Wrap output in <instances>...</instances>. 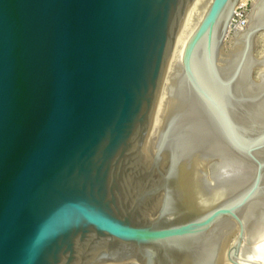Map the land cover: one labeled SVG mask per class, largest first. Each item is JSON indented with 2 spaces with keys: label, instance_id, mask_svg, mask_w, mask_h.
Instances as JSON below:
<instances>
[{
  "label": "water",
  "instance_id": "95a60500",
  "mask_svg": "<svg viewBox=\"0 0 264 264\" xmlns=\"http://www.w3.org/2000/svg\"><path fill=\"white\" fill-rule=\"evenodd\" d=\"M191 1L0 0V264H181L185 243L223 221L238 233L227 248L230 234L221 237L212 264L235 263L248 221L240 213L264 193V70L252 76L264 69L252 55L264 18L224 72L238 0L210 1L149 155ZM186 86L222 130L225 155L240 160L221 174V156L196 149L192 195L168 187L193 160L162 171L161 142Z\"/></svg>",
  "mask_w": 264,
  "mask_h": 264
},
{
  "label": "bare ground",
  "instance_id": "6f19581e",
  "mask_svg": "<svg viewBox=\"0 0 264 264\" xmlns=\"http://www.w3.org/2000/svg\"><path fill=\"white\" fill-rule=\"evenodd\" d=\"M210 1L211 0H205L201 5V10L196 15H194L195 9L197 8L198 4H201L202 1L192 0L190 2L177 35L174 51L169 64L171 67L174 63H176L177 66L180 67L181 55L185 42L192 33V31L195 29L199 21L201 20ZM243 2L244 0H238V5L242 4ZM256 17L264 18V0H260L257 6L254 5L252 13L249 16L250 27L252 26L251 22H253V19H255ZM248 29L244 31L241 40L242 41L241 47L242 44H244ZM240 32L237 34H240ZM236 51L232 53V55L229 58V61L225 65L226 67L223 68L224 72L228 67L227 65H230V62L235 59L238 50ZM263 62H264V58H263ZM177 69L179 70V68ZM263 70L264 69H262L261 72ZM176 76L173 79V83H172L173 85ZM162 94L163 93H160V97L158 100V104L153 120L152 129H151L149 146H148L149 155H153L156 140L170 98V95L169 97L167 96L165 97V95ZM206 112L207 111H205V109H203V107L201 106V103L195 99L193 93H191L186 86L182 98L176 104L170 122L164 134L163 140L161 142V145L164 144V147L162 148L164 151L163 152L164 159L167 160L162 165V171L163 173L167 172V170L170 169L174 159H181L183 161H187L191 159V161L193 160V162L190 163L189 161H187L186 164H183L180 167L181 169L180 172H178L177 176L174 177L171 183L169 182L170 183V186L168 187L169 191L187 192L192 195L193 191L196 193L197 190L198 191L201 190L199 189L200 182L198 178H199V170H201V165L203 163V157H198V158L197 156L194 157V154L197 152L196 149L204 150V151L213 150L215 153L218 154V156H221L220 158L221 161L220 160L219 161L222 163L221 164L222 166L219 167L218 170L219 172H221V174L234 171L237 168L236 166L240 164L239 163L240 160H238V158L231 156L227 157V155H225V149L223 148L225 140L221 133L222 130H220L219 126L215 125L214 122H212L211 118H209L210 116ZM256 115L257 112L253 111V113H251V118L254 119ZM258 116H261V119L263 118L264 120V111L262 107L260 108ZM232 117L234 121L238 124H240V122L242 121L238 111H236V113L232 115ZM218 163L219 162L216 163L215 168L219 166ZM191 176L194 177V180L192 179V185H190V181H189V177ZM194 182L196 184H194ZM195 186L197 188H195ZM240 214L244 218H247L248 221L238 256L235 258V263H231L230 261H228L230 262L229 264H237L238 260H240L241 253L243 252L244 254V251H247L246 249L245 250L243 249L242 251L244 245L249 244V241L252 242V240L257 238L259 235L261 236L264 234V193L258 198H256L254 202L248 204ZM232 223L233 225L228 221H223L219 223L216 227L212 228L210 232H208L204 236H201L198 239L189 240V242L185 243L184 246L186 252H184L183 254L184 257H183V262L181 264H212L213 259L216 253L218 252V247L220 246L221 237L226 236L227 233L230 234V237L225 246L227 248L232 244V242L230 243L232 235L235 234L236 236L238 233L237 226L234 224V222ZM244 242L246 244H244ZM249 249L251 248L249 247ZM262 250H256L257 252L255 251L254 252L255 254H257L258 251H262ZM245 253H247L248 255V251ZM171 256L174 257L176 255H171ZM226 259L227 257L224 255L222 264ZM240 262H242V260H240Z\"/></svg>",
  "mask_w": 264,
  "mask_h": 264
},
{
  "label": "rangeland",
  "instance_id": "374dc122",
  "mask_svg": "<svg viewBox=\"0 0 264 264\" xmlns=\"http://www.w3.org/2000/svg\"><path fill=\"white\" fill-rule=\"evenodd\" d=\"M201 1H202L201 4H198L197 8L195 9L194 15H196L201 10V5L203 4V2L205 0H201ZM259 2H260V0H244L242 9L244 10V13H245L244 15L246 16L245 17L246 22H245V24L242 25V27H238L237 22H233V24H231L228 33L226 34L225 38L222 41V45H221V49H220L221 58H223V59L228 58L236 50L239 51V47L241 48V42H242L241 40H242L244 31L250 27L249 16L252 13L254 5L257 6V4ZM240 30H241V32H240ZM239 32H240V34H237ZM252 55L256 59L264 58V31H260V32L256 33L254 40H253V45H252ZM169 67L168 68L171 70H169V69L167 70V74H166V77H165V80L163 83V87L161 90V93H163L162 95H165V97L166 96L169 97V95H170L172 85H173L172 84L173 79L178 73L177 68H179V66H177L176 63H174L172 65V67L169 65ZM262 69L263 68L260 66L254 67V69L252 71V76H253L254 81H259L258 74L261 72ZM234 238H235V234L232 235L230 243L233 242ZM257 239H258V242H257ZM244 244H246V243L244 242ZM248 246L251 249H249ZM258 246H260V247H258ZM261 246L264 247V234L261 236L259 235L257 238L253 239L252 242L249 241V244L244 245V248H242V251H243V249L244 250L246 249L248 251L249 256L247 255V253H245L247 251H244V254H246V255H244L242 252L241 257H240V260H242V262H240V260H238L237 264H247L248 262L250 264H264V248ZM253 250L255 252H257L256 250H262V251H258V253L255 254V252ZM245 261H246V263H245ZM229 263L230 262H228V260L226 259L223 264H229Z\"/></svg>",
  "mask_w": 264,
  "mask_h": 264
},
{
  "label": "built area",
  "instance_id": "2783aa9c",
  "mask_svg": "<svg viewBox=\"0 0 264 264\" xmlns=\"http://www.w3.org/2000/svg\"><path fill=\"white\" fill-rule=\"evenodd\" d=\"M243 8V3L238 5L235 9L233 18L231 20V24H233V22H237L238 27H242L243 24H245L246 20H245V13ZM230 24V25H231Z\"/></svg>",
  "mask_w": 264,
  "mask_h": 264
}]
</instances>
